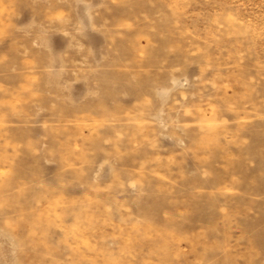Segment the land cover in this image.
I'll list each match as a JSON object with an SVG mask.
<instances>
[{
    "label": "rangeland",
    "instance_id": "rangeland-1",
    "mask_svg": "<svg viewBox=\"0 0 264 264\" xmlns=\"http://www.w3.org/2000/svg\"><path fill=\"white\" fill-rule=\"evenodd\" d=\"M0 264H264V0H0Z\"/></svg>",
    "mask_w": 264,
    "mask_h": 264
}]
</instances>
